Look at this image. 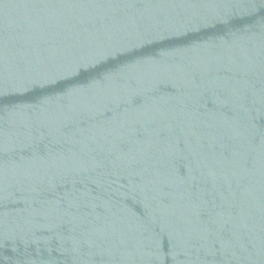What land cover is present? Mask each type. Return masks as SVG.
<instances>
[{
	"label": "water",
	"instance_id": "1",
	"mask_svg": "<svg viewBox=\"0 0 264 264\" xmlns=\"http://www.w3.org/2000/svg\"><path fill=\"white\" fill-rule=\"evenodd\" d=\"M0 264H264V0H0Z\"/></svg>",
	"mask_w": 264,
	"mask_h": 264
}]
</instances>
